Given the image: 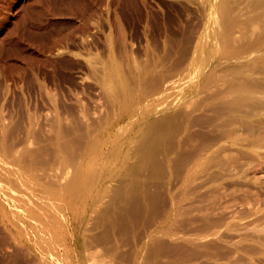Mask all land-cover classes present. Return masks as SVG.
Here are the masks:
<instances>
[{
    "label": "bare ground",
    "instance_id": "1",
    "mask_svg": "<svg viewBox=\"0 0 264 264\" xmlns=\"http://www.w3.org/2000/svg\"><path fill=\"white\" fill-rule=\"evenodd\" d=\"M179 1L181 2L172 3V6L176 5L177 7L178 4H181L184 8L187 6L186 4L188 2L186 0L187 3L183 0ZM170 6L171 5H169V7ZM183 7H180V9ZM199 9L208 16L204 36L210 37L215 42H212L213 48L208 50L206 40L201 38V43L196 49L197 56L192 62V65L207 67L206 73H204L205 71L202 69L198 77V81H200L199 83L206 92V95L198 98L192 105L193 110H195L194 112L202 109L203 111L201 112L203 113H192L194 115L193 121L196 124L193 123L192 127H194V129H192L191 132L194 130L195 133L191 134L189 131L190 134L182 138V141L180 139V142L178 134L180 135L183 130L181 128V130H179L178 128L182 111L181 113L171 112L164 115H156L155 113L149 114L140 118L139 123L134 124L130 131H125V125L121 124L123 118L127 117V115L140 104L141 97H143L142 88L144 90V85L150 87L148 86V83H150L149 81L156 78L151 77L154 73L151 75L149 74V76L144 73L145 70H138V68H136L140 65L137 66L138 63L135 64L136 69L134 68L133 70L132 67L134 66H132V70H125L122 65L123 62L118 61L121 59L119 58L116 59L117 61L110 63L107 67L106 75L101 83L104 82L109 97L107 100L112 101L116 110L114 127H117V129H114L115 131L103 130L99 135L89 138V141H84L86 145L83 144L84 146H80V148L78 147V144H81V140L79 139L83 134L85 135L86 130L81 136L76 133L80 138L76 135L77 138L71 136L73 138L68 139L67 129L63 128L57 131L59 136H55L57 137L56 142H54L56 148L53 147L50 142H45V145L31 148L30 142L32 141L31 138L33 135L32 118L29 111L28 114L25 115L23 109H14L19 102V96L17 94L15 95L16 92L13 89V83L9 82L10 79L8 76L4 77V75L1 76L0 74V164L6 165L7 168L10 167L12 170L15 169L17 171V178L14 180L12 178L13 184L32 185L34 189L39 188L44 183L42 180L45 178V172L49 168L48 166L50 163L48 164V162L54 160L53 163L56 161L65 163L69 160H76L82 157L80 169H78V172L65 186L66 192H62V187L55 185V182H46L49 184V187L52 186L51 189L59 187L57 191L55 189L51 190V192H54L53 195L55 196L50 198V200H53L57 204L52 201L49 202L50 205L44 202L32 206L33 202L30 204L24 200L15 203L11 202L10 206L4 203V201L0 203L2 215L9 217L10 214H15L16 217L22 218L25 225L31 229H26L25 233L20 229L17 234L19 236L26 235L24 239L21 238L22 241L19 240L18 242H27L31 246L41 245L49 250H56L52 252L54 254H51V256H54L53 258L57 260L63 259L69 262H78L77 264H93L91 255L85 254L86 252L84 253V249L86 246H91L93 241L98 238L96 233L89 234V231L97 225L95 222V224L92 222L91 224L94 226L91 225L93 227L87 231L84 224L88 221L91 212L96 209L95 205L102 196L101 191L103 187L105 186L104 194H107L109 191V188H107L108 184L105 185L106 182L115 178L116 174H123L124 171L122 172V170L126 169L128 172H125L122 178L119 177L123 182L117 178L118 176L115 178L119 182H122L121 185V183L117 181L123 187L124 181L129 180L130 183L131 181L128 178L129 176L132 177L131 184L129 187L127 186L128 189L131 188L129 190L126 189L127 195L121 196V194L118 193V195L120 194L119 200H122L124 197L123 202L118 204L115 202V204L118 205L115 209V204L110 201L114 204V207H110L111 204H108L110 210H106L108 207L102 208V210H105L98 213L95 219H97L98 222L103 219L104 225L110 228L116 226L120 228L127 224L131 218L136 219L137 217L145 214L148 215L154 211L155 215L163 213L165 217L164 223L170 224V228L166 233L170 232L169 230L172 231L174 229V223L176 222L175 219H177L179 214L193 211V203L187 201L189 202L187 204V202L184 203V201L194 195L191 196L190 190L188 191L190 195L184 193L178 196L177 194L171 197L170 201L167 198L168 202H170L169 204L164 200L166 196L163 198L159 196L164 200L163 203L166 202L165 205L161 206V203L156 201L155 194L158 193L155 189H152L154 186L151 187V182L152 180H156L153 179L155 173L157 174L159 170L161 171L162 166L165 167L164 164L167 166L166 161L168 157L174 156L171 159L169 158V160H174V158L177 160V157L180 156L179 153L178 156L176 154L177 157H175V155L170 156L169 154L176 148L177 143H181V146L179 145V152L182 153V151L187 148L189 149V151H185L186 155H184V159L180 157L181 163L184 160L185 164L189 166L184 165L183 169L186 170V174L181 173L179 180L182 179V175L184 178L186 176L189 178L191 174H196V171L206 169L208 173H206L207 178H204V180L211 182L208 192L204 194L206 211L201 217L203 221L201 224L202 226L199 227L206 231L208 237L203 245L205 248L204 255L207 259L201 264H256V255H264V209L259 211L255 207L246 206L237 211L235 210L236 213L229 218L225 211L229 205H223L220 202V199L225 195L226 191H219V189L215 187L220 185L221 188V185H223V189H225V187L228 188L230 185L240 184V182L235 179L229 180V182L225 180L215 183L219 178H228L226 175L227 172L225 173L218 168L228 169L231 165H241L240 167L243 168L244 163L250 164L249 162L257 161V159L259 160L261 157L259 148L261 143H264V0H207V4L205 5L204 3ZM177 36H179V34H177ZM94 39V35L89 34L88 40L93 41ZM177 39L178 38H176V40ZM8 48L13 50L12 45H9ZM173 52L174 51H170L169 53ZM122 59L124 60V58ZM127 63L129 64V62L126 61V64ZM4 64H6L4 56L0 53V68L2 70L4 69ZM128 64L127 66H129ZM162 65L165 64L162 63ZM152 83L153 82H151L150 85H152ZM155 83L153 84L156 85ZM197 84L198 82H195L194 85L197 86ZM140 85H143L142 88L139 87ZM152 87L154 86L152 85ZM149 90L151 91L152 89ZM103 94L105 93L103 92ZM143 94H145V92ZM19 103H21V97ZM108 111H111L110 116H112V109ZM184 112L185 111H183V113ZM184 116V119L188 117L186 114H184ZM111 118L109 121L112 120ZM78 120L79 119H77V121ZM76 123L75 125H77ZM184 123H186V121ZM184 123L180 122V124L184 126L186 124L189 126L188 124L191 122ZM97 125L96 128L99 127V125L98 127ZM62 126L64 127V124H62ZM73 126L74 125H72V127ZM75 128L77 127L75 126ZM73 129L72 131H74ZM82 129H85V126L83 128L81 127L80 130ZM177 129L179 130L178 132ZM22 130L26 132L25 140L27 144H25L20 152L18 150L19 153L17 155L16 144L20 142V139L17 140V136ZM79 133H81V131ZM88 133L92 134L91 131L87 132V134ZM196 133L199 139L195 138ZM87 134L85 136H87ZM36 139L38 142H42L44 139L47 140L43 133H39ZM194 139H197V142ZM192 140H194L195 143ZM132 142L135 144L133 147L130 145ZM97 143L99 144V153L94 154V149H90V147H93L94 144L96 146ZM243 144H248L249 147L246 149L237 148V150L234 151L232 146L239 147ZM195 154L197 156L196 159L194 158ZM48 158L50 160H47ZM193 159L196 161L191 164ZM179 163L180 162H178V164ZM178 164H176V166L174 163L171 165L177 167ZM183 164L184 163H182V165ZM213 167L216 169L211 170ZM158 168L159 170L155 172ZM177 169L179 168L177 167L176 171ZM9 170L11 171V169ZM9 170L8 172L10 174L13 173V171L10 172ZM40 170H43V173H40ZM182 170L180 168V171ZM16 171H14V173ZM166 171L167 170H165L164 173H166ZM246 174L247 173L236 174L234 178L248 176ZM5 175L6 174H4L3 179H5ZM166 175L165 177L168 176ZM261 176L262 175L254 174L248 177V179H252L254 183L257 182L260 185L256 192H253L249 188H242L241 190L246 192L244 194L245 197L251 199L253 195L261 194V187L264 186V180L261 179ZM154 178H156V176ZM159 178L161 177L159 176ZM9 179L8 177V180ZM177 179H175L176 182ZM119 184H117V187L115 186V188H113L116 190V188L120 187ZM156 186L154 188L157 189ZM150 187L153 190L152 192ZM124 188H126L125 184ZM159 188L160 186H158V189ZM161 188L159 190H161ZM110 190H112V188ZM119 190H123V188H119ZM159 190L157 191L159 192ZM115 192L114 194L116 195ZM152 193H155L154 197ZM160 193L161 192H159L158 195H160ZM112 196H114L113 193L109 198L111 199ZM77 197H79L78 204H76ZM240 197L243 198V195L238 197L235 196L234 199H241ZM115 198H113V200ZM249 199L246 202H249ZM158 201H161V199ZM16 206H20L21 209L16 210L14 208ZM112 207L114 208L113 212L111 210ZM202 207L204 208V206ZM47 213H51V215L53 214L55 216L52 223L44 218V214ZM64 214H68V220H71L64 223L63 219L66 217H63ZM135 219L133 222L136 221ZM194 219L195 217L193 215L189 219L184 217V223H191ZM150 221L152 222V219ZM98 225L100 226V224ZM96 228L94 227L93 230H96ZM40 230H42V236H45V239L39 238L42 237L40 233L34 234V232ZM102 230L106 233L109 229L107 228L106 230V228L104 229L102 227ZM114 231H116V229H114ZM230 231H236L238 233L230 234ZM119 232H121V230H119ZM108 233L109 232L106 234L108 235ZM111 234L113 235V232ZM235 237H237V239H235ZM107 238L111 240L113 237L107 236ZM101 239H104V242L107 240L106 237ZM101 241H98V243ZM111 243H114V241ZM93 244L97 245L96 242ZM18 248L17 251L20 250ZM20 248L22 250L25 249L22 247ZM181 250V246L170 244L166 238H164V235L160 236L154 234L150 237L148 245L145 248L142 247L136 256L133 257L134 262L132 264H176L174 261L177 255L179 256L181 254ZM185 252L183 253L185 254ZM183 253L182 255H184ZM185 255L187 258H191L192 255H196V252L194 250L189 251ZM164 257H166V259H164ZM49 262H51L50 264H54V261Z\"/></svg>",
    "mask_w": 264,
    "mask_h": 264
},
{
    "label": "rangeland",
    "instance_id": "2",
    "mask_svg": "<svg viewBox=\"0 0 264 264\" xmlns=\"http://www.w3.org/2000/svg\"><path fill=\"white\" fill-rule=\"evenodd\" d=\"M176 1L177 0H0V53L4 56L6 62V64H4V71L0 68V74L1 76L4 75V77L8 76L10 79L9 82L13 83V89L16 92L15 95L17 94L19 96V102L21 97V103L18 102L16 107L13 108L15 110L16 108H18V110L19 108L23 109L25 115H27L29 111L32 118L33 135L31 138L32 141L30 142L31 148L45 145V142L52 143L51 145L56 148L54 142H56L57 137L55 136H59L57 131L62 128L67 129L68 139H72L74 136L76 137V135L80 138L85 130V135L87 132L91 131L92 134L88 133L87 136L83 134L82 137H85L79 139L82 144H78L79 148L80 146L86 145L84 141H89V138L99 135L103 130L113 131L117 129V127H114L116 110L112 101L107 100L109 97L104 82L101 83V81L104 80L107 67L110 63L117 61L116 59L119 58L121 59L118 61L123 62L122 65L125 70H132V66H134L132 67L134 70L136 67L135 64L138 63L137 66L140 64L136 67L138 70H145L144 73L147 75L154 73L151 77L156 78H154V80L151 78L152 80L149 81L150 83H155L157 81L155 83L156 85L152 83L154 87L148 83V86L151 88L144 85V90L146 87L148 90L152 89L151 91L149 90V92L147 89L145 91L143 90V85L139 86L146 95L142 93L143 97H141V102L138 107L134 108V110L121 121V124L125 125V131H130L134 124L139 123L140 118L149 114L155 113L156 115H164L171 112L181 113L182 111L181 118H179L181 121H179L178 129H182L183 131L181 133L179 132L180 135L178 134L179 142L180 139L182 141V138L190 134L192 129H194V127H192L193 123H195L192 113H203L201 112L203 111L202 109L194 112L195 110H193L192 104H194L198 98L206 95V92L199 83L200 81H198V77L202 69L205 71L204 73H206L207 70L206 66H193L192 62L197 56L196 49L201 43V38L206 40L208 50L213 48L212 42L215 41L210 37L204 36L208 16L205 12H201L199 8L203 6L204 3L206 5L207 0H186L188 3L183 0L187 3L185 8L181 4H178V6L180 5L179 7H176V5H173V7L172 3L181 2L179 0ZM169 5L171 6L169 7ZM180 7L183 8L180 9ZM174 8L176 10L179 9L176 11ZM88 33L94 35L95 39L93 41L88 40ZM176 33L179 34V36H177ZM174 36L178 39L176 40ZM9 45H12L13 50L8 48ZM170 51H174L175 53H169ZM169 54L173 55L170 57ZM122 58H124V60ZM126 61L129 62V64H127L129 66L131 65L130 67L127 66ZM162 63L165 65H162ZM195 82H198L197 86L194 85ZM103 92L105 94H103ZM107 104L110 109H112V116H110L111 111H108L110 109ZM183 111L185 112L183 113ZM184 114L188 116L185 119ZM76 118L79 120L77 121ZM110 118L112 119L111 121H109ZM185 121L186 123L191 122L188 124L190 127L184 123ZM76 122L80 123L78 124ZM180 122L186 125H181ZM75 123L77 125H75ZM62 124H64V127ZM70 125L72 129L74 128V131H72ZM72 125L74 126L72 127ZM96 125L98 128H96ZM75 126L77 128H75ZM84 126L85 129H82L84 131L80 130L81 127L83 128ZM178 129L177 132L179 131ZM78 131H81V133ZM39 133H43L47 140L44 139L42 142H38L36 136L39 135ZM193 133H195L194 130L191 134ZM197 135L196 133L195 138L199 139ZM17 138V140L20 139V142L16 144V154L18 155L25 144H27L25 140V130H22ZM197 139L194 140L196 141ZM180 144L181 143H177L176 148L169 154L170 156L175 155V157H177L179 153L180 156L177 157L178 161L175 160L176 158H174V160L172 159L173 161L169 160V158L171 159L174 156L168 157L166 161L167 166L164 164L165 167L162 166L161 171L159 168L155 170V172L159 170L158 172L160 174L158 172L157 174L155 173V175L153 174V179L156 180L153 181L151 179V187H155L159 184L156 186L157 189L154 187L152 189H155L158 194L161 192L160 195L155 194L156 192L154 193L157 199L155 200L161 203V206L165 205L166 202L169 204L170 202H168V199L170 201V198L177 194L179 196L184 193L189 195L191 193V196H194L184 201V203L191 201L193 203V211L179 214L177 219H175L174 229L172 231L169 230L170 232L167 233L166 231L170 228V224L164 223L165 217L163 213L155 215L154 211L148 215L145 214L136 219L134 218L136 220L135 222H133L134 219L131 218L127 224L120 228L118 226L110 228L104 225L103 219L98 222L95 217L98 213L105 210H102V208L108 207L106 210H110L108 204H111L110 207H114L115 202L116 204L123 202L124 197L123 199L121 198L122 200H119V195L121 194V196H124L126 194V189H128L131 184L132 177L129 176L128 178L131 181L130 183L128 179V181H124L126 188H124V184L122 187L123 181L120 178L123 177L125 172H128L126 171L127 169L122 170V172L124 171L123 174H116V177H120L119 179L122 182L115 179V176V178H112V180L114 179L113 181L110 180L106 182L105 185L108 184L107 188H109L107 194H104L105 186L103 184L104 187L101 191L102 196L95 205L96 209L89 215L88 221L90 220V223L86 221L84 224L87 231L94 226L93 224L96 223L97 225L94 226L95 228L97 227L96 230H93V227L89 231L90 233L88 232L89 234L96 233L98 235V238L94 240L97 245L93 244L95 243L93 241V247L92 245L89 247L86 246L84 249V253L86 252L85 254L91 255L93 264H132L134 262L133 257L136 256L142 247L145 248L148 245L150 237L154 234L160 236L164 235V238H166L170 244L181 246V254L179 256L177 255V260L175 259L174 261L176 264H201L206 261L207 258L204 255L205 248L203 245L208 237L206 231L199 227L202 226L201 224L203 221L201 217L206 211L204 194L208 192L211 182L204 180V178H207L206 173H208L206 169L196 171L194 175L191 174L192 177L191 175L189 177L191 179H189L188 176L184 178L182 175L181 180L183 181L179 180L180 174L186 172V170L183 169L184 165L189 166L185 164L184 160L182 161V163H184L182 165L180 159V157L182 159L185 158V151H189V149L187 148L188 150L186 149L182 151V153L179 152ZM130 145L133 147L135 144L132 142ZM232 147L234 151H236L237 148L246 149L249 145L243 144L239 147ZM90 149H94V154H98L99 144L97 143L96 146L94 144ZM259 150L261 151L260 159L249 162L250 164L244 163L243 168L240 167L241 165H231L228 169L218 168L225 173L227 172L226 175L228 178H219L215 183L225 180L229 182V180L232 179L240 182L239 185L233 184L228 188L225 187V189H223V185H221V188L220 185L215 186L219 191H226L225 195L220 199V202L223 205H229L225 209L229 218L232 217L237 210L246 206L255 207L259 211L264 209V186L261 187V194L253 195L251 199L245 197L244 194L246 192L241 190L242 188H249L253 192L258 190L260 184L257 182L254 183L252 179H248V177L254 174L262 175L261 179L264 180V143H261ZM194 158H197L196 154ZM195 159L191 161V164L196 161ZM47 160L50 159L48 158ZM53 162L54 160L48 162V164L50 163L49 166L47 165L49 168L45 172V178L42 180L44 183L41 187L35 189L32 185H14L12 178L13 180L17 178V171L8 167L11 169L10 171L6 165L0 164V176L2 177H0V203L4 201V203L10 206L11 202L15 203L24 200L30 204L33 202L32 206L44 202L49 204V202L53 201L50 200V198L55 196L53 195L54 192H51V190L55 189L57 191V188H59L55 187L51 189L52 186L49 187V184L46 183L50 181L55 182V185L61 186L62 192H66L65 186L78 172V169H80L82 157L76 160H69L65 163L59 161ZM175 162L176 164L180 162L183 167H179V163L177 165L179 169L176 171L177 167H175ZM173 163L175 165L174 167L171 165ZM180 168L183 170L180 171ZM214 169L216 168L213 167L211 170ZM8 170L10 172L13 171V173H11L12 175ZM165 170L168 171V173L166 171L168 176L164 173ZM14 171L16 172L14 173ZM39 172L43 173V170ZM244 173H247L246 175L248 176L234 178V175ZM4 174L7 175H5V179H3ZM165 175L167 177H165ZM155 176L156 178H154ZM159 176L163 179L159 178ZM8 177L10 178L9 180ZM175 179H177V182ZM117 181L121 183V185ZM117 184H119L120 187L119 185L118 187L121 189L123 188V190H119V188L115 190L114 188L115 186L117 187ZM158 186H160V188L162 187L161 190L164 189L161 191L159 190L160 188L158 189ZM111 188L112 190H110ZM152 189L151 192L153 191ZM157 190H159V192ZM114 192L116 195H118V193L120 194L116 196ZM112 193L114 196H112L111 200L109 197ZM154 194L153 197L155 196ZM242 195L243 198L234 199L235 196L238 197ZM159 196L162 198L166 196L164 197L166 198L164 199L166 202L163 203L164 200ZM78 198L79 197H77L76 204H78ZM113 198L115 199L113 200ZM159 199H161V201H158ZM248 199L249 202H246ZM54 203L57 204L56 202ZM188 203L189 202H187V204ZM116 204L114 207L115 209L118 206ZM202 206H204V208ZM14 208L16 210L21 209L20 206ZM112 208L111 210L113 212L114 208ZM67 215L68 214H64L63 216H66L65 219H63L64 223L71 220H68ZM192 215L195 219L191 221V223L185 224L184 217L189 219ZM44 218L52 223L55 216L53 214L51 215V213H47L44 214ZM151 219L152 222L150 221ZM92 222L93 224H91ZM98 224H100V226ZM101 226L104 229L106 228V230L107 228L109 229L106 231V233L109 232L108 235L102 230ZM20 229L23 230L24 233L26 229L31 230L30 227L25 225L22 218L16 217L15 214H10L9 217L2 215L0 209V264H50L51 262L49 261H54V264L78 263L65 261L63 259H54V256L52 257L51 254L53 255L54 253L52 252L56 250L52 251L41 245L31 246L27 242H18L19 240L22 241L26 235H22L23 237L19 236L17 233ZM114 229H116V231H114ZM119 230H121L122 233L119 232ZM110 231L111 233L113 232V235ZM38 233H40L41 236L43 234L42 230L34 232L35 235ZM229 233L237 234L238 232L230 231ZM106 235L108 237L112 236L113 238L110 240L111 237L108 239ZM103 237L107 239L105 242L104 239H101ZM39 238L45 239V236ZM235 239H237V237H235ZM98 241L101 242L98 243ZM113 241L114 243H111ZM20 247L25 249L22 250ZM17 248L22 251H17ZM193 250L196 252V255L187 258L185 254ZM183 252H185V254ZM182 253L184 255H182ZM256 258V264H264V255H256ZM164 259H166V257H164Z\"/></svg>",
    "mask_w": 264,
    "mask_h": 264
}]
</instances>
